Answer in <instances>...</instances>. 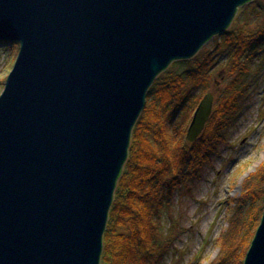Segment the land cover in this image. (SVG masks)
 Masks as SVG:
<instances>
[{"label":"water","instance_id":"water-1","mask_svg":"<svg viewBox=\"0 0 264 264\" xmlns=\"http://www.w3.org/2000/svg\"><path fill=\"white\" fill-rule=\"evenodd\" d=\"M252 1L0 0V44L20 45L0 95V264H101L148 91ZM244 264H264V213Z\"/></svg>","mask_w":264,"mask_h":264},{"label":"rangeland","instance_id":"rangeland-1","mask_svg":"<svg viewBox=\"0 0 264 264\" xmlns=\"http://www.w3.org/2000/svg\"><path fill=\"white\" fill-rule=\"evenodd\" d=\"M259 11L264 12V0H253L239 8L232 25L238 18L243 23H262L264 15H258ZM226 33L212 38L195 57H212L218 88L213 84L210 91L216 97L217 92L237 84L241 92L237 110L219 131L222 139L215 142L209 161L199 168L186 167L188 178L180 180L171 196V207L162 215L169 241L162 264H215L218 260L216 264H244L243 255L259 227L250 231L251 226L260 225L264 213V46L253 47L249 59L243 56L241 64L246 70L232 72L233 49L224 44ZM19 49V44L0 45V95ZM184 61L173 62L168 70L175 67L188 77L191 65ZM204 91L196 89L194 97H204ZM180 119L177 115L176 122ZM235 228L241 231L228 243Z\"/></svg>","mask_w":264,"mask_h":264},{"label":"trees","instance_id":"trees-1","mask_svg":"<svg viewBox=\"0 0 264 264\" xmlns=\"http://www.w3.org/2000/svg\"><path fill=\"white\" fill-rule=\"evenodd\" d=\"M258 15L264 12L259 11ZM224 44L233 49L230 52L232 72L240 68L241 73L246 70L241 64L243 56L249 59L253 47L264 46V21L243 23L238 18L227 30ZM184 62L191 65L188 77L172 67L160 74L148 91L145 108L132 132L127 163L117 184L104 234L101 264L164 262L169 241L162 226V215L171 207V196L180 180L188 178L186 167L199 168L209 161L215 142L222 139L219 131L229 124L228 117L237 110L241 95L237 84L217 92L219 97L210 91L213 84L218 88L210 54ZM200 88L206 90L205 95L214 94V108L204 132L190 145L186 141V128L203 99L194 97L195 90ZM177 115L181 116L179 122H176ZM258 226H251L250 231ZM240 231L235 228L228 243L235 241ZM242 243L246 245L248 241Z\"/></svg>","mask_w":264,"mask_h":264}]
</instances>
